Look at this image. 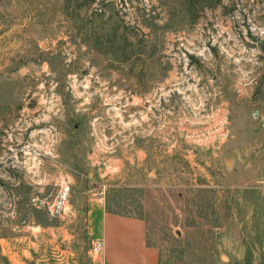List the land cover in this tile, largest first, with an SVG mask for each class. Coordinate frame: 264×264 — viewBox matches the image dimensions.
Segmentation results:
<instances>
[{
    "label": "rangeland",
    "instance_id": "obj_1",
    "mask_svg": "<svg viewBox=\"0 0 264 264\" xmlns=\"http://www.w3.org/2000/svg\"><path fill=\"white\" fill-rule=\"evenodd\" d=\"M90 199L264 264V0H0V264H105Z\"/></svg>",
    "mask_w": 264,
    "mask_h": 264
},
{
    "label": "crops",
    "instance_id": "obj_2",
    "mask_svg": "<svg viewBox=\"0 0 264 264\" xmlns=\"http://www.w3.org/2000/svg\"><path fill=\"white\" fill-rule=\"evenodd\" d=\"M91 242H102L101 261L105 264H158V249L146 244L143 221L104 211L100 200L87 205ZM90 242V243H91Z\"/></svg>",
    "mask_w": 264,
    "mask_h": 264
},
{
    "label": "built area",
    "instance_id": "obj_3",
    "mask_svg": "<svg viewBox=\"0 0 264 264\" xmlns=\"http://www.w3.org/2000/svg\"><path fill=\"white\" fill-rule=\"evenodd\" d=\"M65 193L62 192V196L53 204V207L56 209H60L62 204L64 203ZM102 252V242L99 239L93 240L90 243V248L88 250V255L90 256L91 260L95 259L96 257L101 258Z\"/></svg>",
    "mask_w": 264,
    "mask_h": 264
}]
</instances>
